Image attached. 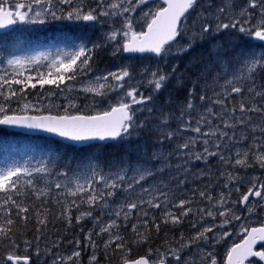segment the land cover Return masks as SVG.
I'll return each mask as SVG.
<instances>
[{
    "label": "snow or ice",
    "instance_id": "obj_1",
    "mask_svg": "<svg viewBox=\"0 0 264 264\" xmlns=\"http://www.w3.org/2000/svg\"><path fill=\"white\" fill-rule=\"evenodd\" d=\"M60 4L71 5L73 0H58ZM149 0H96L95 7L85 8L84 0H79L76 7L67 12L61 9V14L53 10V0H29L23 2L18 0L13 6H6L7 0H0V28L15 24L17 21L26 23H45L46 18L51 16L54 20L85 21L96 22L100 18L111 17L120 18L121 27L113 28L104 35V43L113 44V55L119 53H152L156 57L167 59L174 55H182L192 49L197 38H203L211 33H219L223 30H238L247 40H256L264 44V0H247L246 6L239 10L236 18L229 16V22L220 21L221 15H227L234 7L232 0H225L223 7L216 9L214 19L215 25L211 23H201L199 30L193 32L192 39L187 45H179L177 38L181 34H186L188 28L184 21L188 14L195 10L198 0H163L166 6H160L155 10L148 8L144 11L142 6H146ZM34 6L39 7L40 11H34ZM140 9L141 19L144 21V31H136L134 25V13ZM259 9L258 18L253 23V12L250 10ZM199 19L206 20L207 17L200 14ZM195 27V24L193 25ZM91 43V46H89ZM103 45L100 42H73L70 47L57 49L56 53L40 52L31 56L12 55L5 61H0V65L6 64L13 69L9 74L6 68L0 71V125L24 127L28 129L42 130L64 140L74 142L75 144H84L88 141H115L127 144L133 137H139V134L149 130L150 134H155L154 144L159 148H154L151 156L145 149L142 153L137 151V159L132 162L127 154L119 158H113L107 165L100 163L96 154L85 157L84 160L72 167V160H69L63 167L57 171V166L63 159L61 155L49 153L40 159L35 160L29 157L21 162H13L4 167H0V237L9 239L11 251L0 257V264H32V258L29 255H19L16 249L19 245L14 239H11L13 226L17 217L22 221L30 219L28 213L29 207L18 201L14 197L32 196L36 200H42V204H47L51 197L52 202L60 204L62 210L57 215V219L65 220L68 224L72 223V210L75 208L79 213L75 216L77 222L84 218H93V213L99 210V215L94 217V221L99 225L101 233H109V240L105 242V248L115 244L118 250H126L123 237L118 232L112 230L118 228L117 219L123 217L127 222L133 212H137L138 224L145 231L138 229V224H132V231L137 236L136 243L146 242L151 232L148 228L149 212L144 208L160 209L162 206L165 211L162 213V222L173 225L180 224L185 217L197 212L191 207L193 199H180L178 203H173L169 193L164 189L169 187V183L163 179L157 180L158 175L166 170H171L173 165L170 160L173 156L181 158L186 157L184 164L190 160L207 161L210 157H219V162L224 165L232 164V157H226L221 148H227L226 141H235L242 143L249 137L241 133L240 139L236 140L237 127L249 129L252 133L259 131L264 134V84L257 85L256 78L258 73L264 72V50L256 51L250 49L241 50L230 59L227 58V51L222 45H215L210 51V61L203 65L193 87L188 90V99L185 103L178 106L179 115L175 112H165L163 108L159 109L160 115L153 116L154 96L158 93L176 73L178 65H174L171 73H163L159 69L147 72L142 70L149 77L148 85L153 92L145 96L139 92V87L131 86L133 72L130 66H123L115 71H107L103 75L95 76L93 80L88 81L81 88L84 93H91L93 97H106L110 92L122 91L123 95L118 97L117 102L111 105L110 110L98 112L94 115L70 114L69 108H77L74 99H68V104L64 107L63 115H9L7 105L15 98L21 99L29 87L35 89L37 85L43 88L45 85H54L61 92V84L65 81H73L78 75H84L92 70V60L97 49ZM175 47V51L173 48ZM41 60H48L47 67L50 71L45 75L37 69V76L31 74L25 76L24 69L27 66L39 65ZM54 69V71H51ZM215 70V72H214ZM211 85L207 80L210 73H213ZM11 75V79H9ZM35 79V82L33 80ZM224 83L219 84L220 80ZM204 80V91L198 97L196 89L200 87V81ZM177 83L181 81L178 79ZM19 85V89L13 86ZM127 85V90H125ZM215 86L220 87V91H215ZM69 92L73 91V86L66 85ZM259 89V90H258ZM211 90L209 96L207 92ZM49 96L55 95L49 92ZM235 96H239L237 101ZM67 99V97H65ZM198 99L201 104L197 105L194 101ZM168 103H171L169 100ZM153 105V106H149ZM231 105V106H229ZM133 106L135 110H133ZM218 106V107H217ZM35 107L31 102L24 103L23 109L27 110ZM147 112L145 119L138 120L137 113ZM196 113V116H193ZM251 114H257L259 122H255ZM156 123L153 124L152 120ZM177 122L175 129L171 128V123ZM207 130H203L204 128ZM231 130V133L229 132ZM187 132L195 133V136L184 134ZM175 140L182 142L176 143L172 151H166L165 143H172ZM253 143L247 150L237 149L233 167L251 166L248 164V158L251 157L264 168V135L252 137ZM203 144L202 151H194L197 143ZM214 147L215 151H211ZM139 148V146H138ZM131 151V149H129ZM158 166L153 168L152 164ZM177 170L183 168L185 174L189 169L182 164H176ZM204 175V173H201ZM221 177H225L224 187L229 188L235 182V191L239 192V184L243 178L239 175L229 172L226 169L220 172ZM53 177V179H49ZM175 179V178H173ZM151 180V183L149 181ZM185 181H179L183 184ZM147 185V186H145ZM200 190L199 197L212 203L213 208L219 206L223 211L214 212L211 209L200 208L197 212L199 220L203 221L205 217L215 219L218 214L224 219L219 225L213 224L208 227L201 225L197 229V224L192 223V228L197 229L195 234L185 240L183 233L177 247L168 249L166 252L159 253L157 258L151 264H169L168 257H172L176 264H181V253L190 246H197L201 242L207 244L210 242L209 233L215 228H223L230 225L233 221H240L241 216L237 215L234 208L225 207L231 196L229 192L226 196L221 193L219 197L214 198L209 191ZM61 190L55 196H52L53 190ZM193 192V197L196 196ZM58 197H63V201ZM71 197L72 199H68ZM250 197H257L264 200V183H257L254 179L247 192L243 193L239 201H233V204L240 203L247 206ZM87 205L83 211L81 207ZM176 208V212L171 211ZM15 210V211H14ZM253 208L248 207L249 213ZM107 214L110 219L107 224L102 222V217ZM48 212H37V231H41L48 224ZM43 216V218H41ZM143 219H140V217ZM153 226L159 232L160 224L155 222L152 217ZM241 231L246 233L240 243H234L227 252L226 264H264V243L257 247L258 242H264V226L253 227L250 230L241 224ZM225 231L223 237L229 236ZM39 239V236L37 237ZM89 244L95 249L97 245L91 239V232L86 237ZM26 248L32 247L30 241H24ZM75 244L80 245L76 240ZM48 252L51 249H47ZM207 258V264H217L215 255L205 248H199ZM41 250L37 245L35 254L39 257ZM81 253L73 251L66 257H57L53 264L63 262L66 264L72 261L76 264ZM254 258V259H253ZM96 260L95 255L90 258V264ZM124 264H150L147 257H140L136 260H124ZM183 264H191V258L185 259Z\"/></svg>",
    "mask_w": 264,
    "mask_h": 264
},
{
    "label": "rangeland",
    "instance_id": "obj_2",
    "mask_svg": "<svg viewBox=\"0 0 264 264\" xmlns=\"http://www.w3.org/2000/svg\"><path fill=\"white\" fill-rule=\"evenodd\" d=\"M218 1H222L221 4L213 5L212 10L207 12V14L209 15V18L214 23L217 22L214 19L215 15L217 14L216 13V9L219 8V7H223L224 4H225V0H218ZM17 2H18V0H7V5L8 6H13ZM23 2L27 3V2H29V0H23ZM209 2H210L209 0L208 1H203L202 4H200L201 11L204 8L206 9V11L209 10V9H207V6L209 5ZM232 2H233L234 7L228 12L227 15H221L220 16V19L222 18V19L226 20V22H224V20L221 19L220 21L223 22V23H228L229 22V16H231L232 18H236V16L239 13V10L242 7L246 6V4H247V0H232ZM78 4H79V0H73V3L71 5H72V7H76ZM54 5H56V7H54ZM84 6H85V8L95 7L96 6V0H84ZM154 7H155L154 4H149V3L146 6H142L144 11H147L148 8H154ZM55 8H57V13H58L57 15H60L61 14L60 10L63 9V8L60 7V3L57 0H53V10L54 11H55ZM40 10L41 9L39 7L34 6V11H40ZM140 11L141 10L138 9L137 12L133 14L134 17H135V19H134L135 30H138L140 25L144 22L141 19ZM250 11H252L253 14L256 11L257 15H258L259 9H253V10H250ZM197 19L198 20H197L196 25H199L200 23H198V22H199L200 19H199V17ZM61 20H57V21L60 23V22H62ZM66 21H68V20H66ZM75 22L79 23V21H75ZM89 23L90 22H86L85 25H81V27H83V30H85V34L87 35V38H89V42H100V43H102L103 46L101 48H99V49H102V55L104 57V63H107V66L103 67V68H98L97 64H95L92 67V70L90 71V75L88 76L89 78L84 80L83 82H80V83L68 82V83L61 84L60 88L64 89L63 92H61L59 89H57L54 86L55 90H56V91H54V93H55L54 96L57 98V100L59 99L58 101L60 102V104L62 106H66L68 104V99H74L75 103L77 104V106L80 103H84V104L90 106V111L91 112H100V111H104V110L109 109L111 107V105H114L117 102L118 97L123 95L122 91L110 92L106 97L101 98V97H93V96L89 97L88 94H91V93H84L83 91H81V88L88 81L93 80V78L95 76L103 75L107 71H115L116 69H118L120 67H123V66H130L131 71L133 72V77L134 78L130 82L131 86H133V87L138 86L139 87V92L143 93L145 96L151 95L153 90H152L151 86L148 85V83H147V80L149 79V77H148V75L146 73H142V70L147 69V72L150 73L151 71L159 69L163 73H171L173 66L177 65L176 62H177L178 55H174L175 64L174 63H170L168 65H161L158 62V58L151 57V56L142 57V58H133V57H130V56H126L123 53H119L117 55H113L112 54V52H113V44L112 43H104V35L107 32L111 31L114 27L115 28L121 27V23H122L121 19L120 18H111V17H108V18L102 17V18H100L99 21L93 22V24L90 23V25L87 26V24H89ZM38 24H42V23L21 22L19 24V27H18L19 29L18 30H21V29L29 30V26L38 25ZM192 24H193L192 22L189 23V22L186 21V27L188 28V32H191V30L194 29V26ZM187 33H186V35H184L185 39H186ZM27 38H29V36H27ZM50 38L51 37H48L47 39L49 40ZM63 38H66V37H63ZM3 39H1V37H0V41L3 40ZM62 42H64L63 43L64 45L55 47L54 52H53V51H50V49H48L44 45H41V48H38L37 47V43L34 42L32 40V38L29 39V40H24L20 35H17L16 32H15L9 39H7L5 41V45L2 48H0V61H5L6 58H8V57H10L12 55H16V56H31V55H35V54L40 53V52L53 53L54 54V53H56L57 49L68 48V47L71 46V44L73 42L79 43L80 41L76 40V39H72L70 41V39L67 38V40H64ZM89 46H91V43H89ZM262 50H264V46L263 47L259 46V48L256 51L259 52V51H262ZM233 52H235V53H233L234 56H235L236 53H237V50L234 49ZM99 59L100 58L98 57V61H99ZM187 61L188 60L186 59L184 62H187ZM48 64H49L48 60H41V62H40V64L38 66L37 65H31V66H27L25 69H27L28 67H32V69H34L32 75L34 73L37 74V69H38L39 72H43L45 75H47V73L50 71V69L47 67ZM4 68L7 69L9 74H11L12 71H13V69L11 67H8L6 64L0 65V71H2ZM25 69L23 70L24 72H25ZM195 70H202V69H195ZM51 71H54V69H51ZM200 72L201 71H198L197 73H200ZM214 72H215V70H214ZM214 72L210 73V77H209L210 78V85L212 83L211 77H212V75H214ZM188 74L189 75L187 77H185L186 76L185 71H181V70L179 71L178 67H177L176 73L170 77V79L166 82L165 86L158 93H156L155 96H154L153 116H159L160 115V112H159L160 108H163V110L165 112H167L164 109V107L156 104V101H155V97L156 96L161 94V96H163L164 98H169V97L177 98L178 95H177L176 91H177V88L182 87V79L187 81V86H188L187 90H189L190 88L193 87V84L195 82V78L198 77L199 74H196L195 78H193V76L191 75V71L188 72ZM261 75H263V76H261ZM259 76L264 77V72H262V74H261V72L258 73L257 77H259ZM8 78L11 79L12 78L11 75H9ZM178 79L181 81L180 84L177 83ZM33 82H35V79L33 80ZM223 83H224V81L221 79L219 81V84L222 85ZM263 84H264V81H263ZM66 85L73 86V91L69 92L67 90V88H66ZM259 85H261V84H259ZM45 87H49V85H45ZM198 88H199V90L196 92V96L197 97L200 94H202V92L204 91V87L203 86H200ZM32 89L33 88H31V90ZM125 90H127V85H126ZM214 90L215 91H220L221 89H220L219 86H215ZM78 92H80V93H78ZM48 93L49 92H46L45 94L41 95V97L38 98V99H22V100L13 99L7 105V107L9 109L12 108V107L13 108H17L18 111H22V113H26V114H28V113L32 114V113L37 112V111L45 110L52 103L51 96H49ZM187 93H188V91H187ZM207 93H208L209 96H211L212 91L209 90ZM76 96H80L83 99L81 100L80 98H76ZM181 96H183V98H185V100H186V96H185L184 92H181ZM65 97H67V99ZM0 100H2V98H0ZM28 102H31L33 105H35V107H30L29 109L24 110L23 109V104L24 103H28ZM185 102L180 100L179 97L177 98V100L174 101V105H175V111L174 112L176 113V115H179V112L177 110L178 106L180 104L185 103ZM196 104L199 105V104H201V102L197 99V103ZM149 106H153V105H149ZM135 107L136 106H133V110H135ZM8 113H11V112H8ZM139 114H141V113H137V115H139ZM144 114L146 115L145 117L148 116L147 112H144ZM193 116H195L194 113H193ZM152 123L155 124L156 120L153 119ZM176 127H177V122H172L171 123V128L175 129ZM238 128L239 127H237V129ZM203 130H207V128L205 127ZM235 131L237 133V136L240 137V134L237 132V130H235ZM229 132L231 133V130H229ZM184 135L185 136H188V135L195 136L196 134L195 133H191V132H187ZM180 142H182V141L181 140H175L172 143H165L164 148L168 147V148H165V150L166 151H172L175 148V144L176 143H180ZM226 143L228 144V147L227 148L222 147L221 148V152L224 155L227 156L229 154V151L232 150L233 146L231 145L232 143H229V141H226ZM235 146L236 145H234V147ZM203 147H204L203 144L198 142L193 150L199 152V151H202ZM156 148H159L158 144H157ZM210 150L211 151H215V148L214 147H210ZM30 157L33 159V163L35 162V160L40 159V158H38L36 156H30ZM28 158L29 157L24 156V157H18V158H14V159H9V160L5 161V164L3 165V167L6 166L7 164H10V163H13V162H21L22 163L24 160H26ZM184 158H186V157H184ZM210 158L219 159V157H210ZM180 159H182V158L178 157V156H173L171 158V160H170V163L172 164L174 161L177 162ZM193 160H195V159H193ZM195 161L198 162L197 160H195ZM182 165H184V163H182ZM157 166H158L157 163H153L152 164L153 168H155ZM184 167H186V165H184ZM171 170H173V171L175 170V173L178 174L179 176L184 174L183 168L177 170L175 168V166H173ZM105 171H107V170L105 169ZM162 178H163V176H162ZM156 179L159 180L160 179V175H158L156 177ZM149 183H151V180L149 181ZM145 186H147V185H145ZM173 188H176V186L173 187ZM168 190L169 189L167 188V192H168ZM201 200L203 201V199H201ZM193 208L196 209L197 212H198V210L200 208L211 209L214 212H216V210H214L213 208L209 207L207 200H204L203 203H201L200 205L193 206ZM144 210L148 211L149 215H150L152 211H155V208L149 209V208L145 207ZM138 211L139 210H136V212H135L136 215H137ZM197 212H194L193 214H191V216H194V218H195L194 220H192L191 216L187 217V223H186L187 227L191 228L190 236L188 238L192 237L195 234L196 230L201 227V225H203L204 227L211 226L210 223L213 222L216 219V216H215V219H213L211 217H205V219L203 221H200L199 220V215H197ZM99 214H100L99 210H97V211H95L93 213V218H87L86 217V218L83 219V222L81 224H76L75 225V229H78V226L81 227V228H79L80 230L78 231L79 233H81V236H78L76 239H74L69 247L58 246L57 245L58 241H53L52 242L50 239L42 238L43 236L41 234H37L33 240H30V242H32L31 243L32 247H30L31 250L28 249V251H27V248L25 247L24 241L20 245V250L25 249L23 251L24 253L22 252L23 255H30L31 254L30 256H34V259L36 261H40V260H42L43 256L37 257L36 254L34 253L35 252V248L38 245L40 250H41L40 254H44V253H47V254L49 253L50 254V256H51L50 257V264H53V261L56 260L57 257H61V256L66 257V256L71 255V253L73 251H77L78 250V251H80L81 255H80L78 261H76V264H90V258L94 255L95 249L97 247L94 249L89 244V242L87 241L86 237L89 235V233L91 232V234H92L91 239H92V241L95 242V244L96 243L98 244V242H100V240L103 241L104 243L109 240V233H101L100 235L97 236V233L100 232V227L94 221V217L99 215ZM140 218H142V216ZM110 219H117V218L114 217V216L113 217H109L107 214H105L102 217V222L104 224H107ZM119 219H123V217L118 218L117 221ZM207 219L210 221V223H208ZM193 222L198 224L197 225V229L192 228V223ZM217 229H220V228H217ZM112 231L114 232V229ZM191 231H192V234H191ZM218 232H219V230H217L215 233H218ZM38 236H39V239H37ZM100 237H102V238H100ZM188 238H185V240H187ZM76 240L80 241V245L79 246H77L75 244ZM43 241H45V242H43ZM45 246H46V248H45ZM177 246H178V243L176 245H174V246H168L165 249L160 250L159 252H166L168 249L173 248V247H177ZM52 247H53V249H52ZM209 247H210V242L207 243V244L201 242L199 247L193 245V246H190L189 248L184 249L183 252L181 253V255H184V257H188V255L203 256V253H201L199 251V248H205L206 250H208ZM32 248H34V249H32ZM44 249H46V250H44ZM47 249H51V251L48 252ZM61 249H63V250H61ZM83 254H85L86 259H84L82 261L81 259H82ZM85 260H87V261H85ZM58 264H63V262H59L58 261ZM66 264H73V262L72 261H68V262H66Z\"/></svg>",
    "mask_w": 264,
    "mask_h": 264
},
{
    "label": "flooded vegetation",
    "instance_id": "obj_3",
    "mask_svg": "<svg viewBox=\"0 0 264 264\" xmlns=\"http://www.w3.org/2000/svg\"><path fill=\"white\" fill-rule=\"evenodd\" d=\"M203 1H208V0H198V3L196 5L195 10L191 11L190 14H188L186 21L189 23L192 22L193 23L192 25L195 24V27H194V29L191 30V32L187 33L186 39L184 38V35H186V34H181L177 38V42L179 45H187L189 43V40L192 39L193 32H196L199 30L201 23H211V24L215 25V23L213 21H211V19L209 18V15L207 14V12L212 10L213 5L221 4L222 1L209 0L210 2H209V5L207 6V9H209V10L206 11V9L204 8L201 11L200 4H202ZM149 4L155 5L154 8H151L153 10H155L156 8H158L160 6H164V4L161 0H149ZM64 5H65V7L63 8L64 12H67L68 10L73 8L72 5H67V4H64ZM54 7H56V5H54ZM55 11L57 12V8H55ZM201 13H203V15L205 17H207V19L206 20L200 19L198 22L200 24L196 25L197 20H198L197 18L200 16ZM257 18H258V15H257V12L255 11L253 14V23H255ZM222 20H224V19H222ZM61 21L62 22L59 23L57 20L52 19L51 16H48L46 18L45 23L29 26L30 36H31L32 40L37 43L38 48L41 45H45L46 47H48V49H50V51L54 52L55 47L64 45L63 44L64 42H62V41L67 40V38L70 39V41L72 39H76V40H79L80 42L81 41L89 42V38H87V35L85 34V30H83V27H81V25H85V23H86L85 21H79V23H77L75 21H69V20L66 21L63 19ZM186 21H184L185 25H186ZM224 22H226V20H224ZM90 23L93 24V22H90ZM90 23L87 24V26H89ZM19 24L20 23L16 22L13 29H11L7 32H4V33H0L1 39L4 38L3 40L0 41V48H2L5 45V41L7 39H9L15 32L17 35H20L21 30H18ZM144 29H145V26H144V22H143L140 25L139 29L136 31H144ZM58 34H62V35L60 36ZM217 36L220 38L221 41H222V39H224L225 44L228 43L226 45H228L230 47L236 46L235 48L237 49V53L240 52L241 50L247 51V50H250L253 48L258 49L259 46H261V47L264 46V44H262L259 41L245 39L242 36V34H240L238 32V30L228 29V30H223L219 33H216V32L212 33L211 32V33L207 34L203 38V40L197 38L194 46L192 47V49L190 51H188L182 55H178L177 62H176V64L178 65V70L179 71L180 70L181 71H186V70L191 71V75L193 76V78H195L196 74H200L197 72L201 71V70H195V69H202L203 65L207 64L210 61L211 56H210L209 51H211L213 49L212 48V44H213L212 43V37H217ZM48 37H51V38L49 40H46ZM63 37H66V38H63ZM242 46H244V47H242ZM239 49H240V51H239ZM173 51H175V47L173 48ZM147 56L156 57L152 53H148L145 55H134V56H130V57L142 58V57H147ZM156 58H158V62L161 65H168L170 63L175 64L174 56L169 57L166 60L159 58V57H156ZM227 58H229V57H227ZM186 59L188 61L184 62ZM97 63H98V52L96 50V52L93 56V60L91 62L92 67ZM209 77H210V74H209ZM209 77L207 80L208 84H210V78ZM196 79H197V77L195 78V80ZM256 83L259 85L258 82H256ZM204 84H205V81L201 80L200 86L204 87ZM187 89H188L187 81L182 79V87L177 88V91H176L177 95L179 96V99L181 97L180 100H185V98H183V96H180L181 92H184L185 96H186V100L188 99V93H187L188 90ZM198 90H199V88L196 90V92ZM235 97L240 99L239 96H235ZM174 99L177 100V98H175V97H174ZM194 103H197V99L194 101ZM229 106H231V105H229ZM194 115L196 116V113H194ZM251 115L253 116L254 121L258 123L259 117L257 116V114H251ZM236 130L240 134V136H241V133H244L245 135H247L249 137V139L247 141L242 142V143H236L235 141H229V143H232L231 145L233 146L232 150L229 151V153L233 154L231 156H235L234 154L238 148L241 150H247L249 148V146L253 143V140H252L253 135L256 137H260L261 135H264V134L260 133L259 131L252 133L249 129L244 128V127H239ZM147 139H148L147 136H145L144 140L146 143H144V147L147 150L148 155L151 156V153H152L154 147L156 148L157 144H154L152 149L149 150L148 145H147L148 144ZM239 139H240V137L236 136V140H239ZM234 145H236V146L234 147ZM165 148H168V147H165ZM185 159H187V158H182L177 162L174 161L172 163V165L175 166L176 164H182V163H184ZM234 159L235 158L232 159V164H234ZM232 164H228V165L221 164L219 162V159H216V158L215 159L208 158L207 161L201 160L198 162H196L195 160L192 159L187 164H184L189 169L187 174L184 173V174L179 176L178 174L175 173V170L174 171L173 170H166L163 174L160 175V179H163L165 182L169 183L168 193H169V196H170L172 202H174V199H177L178 201L180 199H193L194 203L191 205V207L197 206V205H200L201 203H203V201L205 199L199 197L198 192L200 190H205L206 186H210V187H207V191H209L214 198L219 197V195L221 193H224L226 196L228 195L229 192L231 193V196L228 199V203L225 205V207L234 208L236 214L241 216V220L240 221H233L230 225H225L223 228H220V229L215 228L212 233H209L208 236H209V240H210V247L207 251H211L215 255L216 260H217V264H226L227 252H228L229 248L234 243H240L242 241V239L244 238V236L246 235V233L241 231V224H243L244 227L248 228L249 230L253 227L264 226V200H261L260 198H257V197H250V201L248 202L247 206L242 205L240 203H236V204L232 203L233 201H239L240 200L241 195L243 193L247 192L248 187L251 186V183L253 182L254 179L256 180V182L258 184L264 183V168H261L259 163L256 162L251 157V155L248 158V164L251 166L245 167V166L236 165L235 167H233ZM225 169L227 171L233 172L234 174L239 175L240 177L243 178V182L239 184V189H240L239 192L234 190L235 189V182L229 188L224 187V183H225L226 178L221 177L220 172L225 170ZM201 173H204V175H200ZM162 176H163V178H162ZM218 176H219V178H218ZM173 178H175V179H173ZM181 180H183L185 182L183 184H179V181H181ZM175 186H176V188H173ZM164 190L167 192V188ZM193 192L197 193L195 197H193ZM201 199H203V201ZM208 205H209V207L213 208L212 203H210L209 201H208ZM248 207H251L254 209L252 213H249L247 211ZM213 209L216 210L217 213L219 211L224 210L223 208H219V206H217ZM190 216L191 215H189V217ZM191 217H192V220L195 219L194 216H191ZM223 219H224L223 217H220L217 214L216 219L213 222L210 223V221L208 219H207V221H208V223H210V225H213V224L219 225ZM185 229L188 230V235L185 236L184 238H188L190 236L191 228L186 227ZM217 230H219V232L215 233ZM225 231L229 232L230 235L227 237H223L222 233ZM191 233H192V231H191ZM261 243H264V242H258L257 247H259ZM157 250L160 251L163 249H156L153 252H150L148 254L143 255L149 259L150 264L152 261H154L157 258V256H158ZM23 251L24 250H20V247H19L17 252L19 255L23 256V254H22ZM40 256H43L42 260H40V261H36L33 256H30L32 258V264H50V257H51L50 254L44 253V254H40ZM0 257H2V256H0ZM95 257H96V259H98L97 256H95ZM134 258H136V257H134ZM134 258H129L127 260H131ZM188 258H191V264H207V258L204 257V255L203 256L188 255V257H184V255H181V264H183V261L185 259H188ZM168 261H169V264H176V261L173 260L172 257H168ZM94 262L95 261H93L92 264H94ZM123 262H121V263H123ZM108 264H113V261H109Z\"/></svg>",
    "mask_w": 264,
    "mask_h": 264
},
{
    "label": "trees",
    "instance_id": "obj_4",
    "mask_svg": "<svg viewBox=\"0 0 264 264\" xmlns=\"http://www.w3.org/2000/svg\"><path fill=\"white\" fill-rule=\"evenodd\" d=\"M58 1V0H57ZM61 8H64V4H60ZM28 31L23 29L21 31V37L24 40H29L27 38ZM212 48H214L215 45H222L223 47H226L227 51V45H224V39L222 41L220 38L213 37L212 38ZM224 43V44H223ZM98 57L100 58L97 66L98 68H103L107 66V63H104V57L102 55V49H97ZM230 53V51H227V53ZM100 53V54H99ZM229 55V54H228ZM34 69L32 67H28L25 69L24 75L27 76L29 74L32 75ZM190 72L189 70H186V76L187 77ZM90 75V71L86 72L84 75H78L77 78L73 81H65V83L73 82V83H80L84 79H86ZM33 77H36L37 74H33ZM15 89H19V85L13 86ZM55 87L54 85H49V87H43L41 88L39 85L35 89L31 90V87L26 89V93L23 96V98L19 99H38L41 97V95L45 94L46 92H54ZM80 93V92H78ZM89 97L93 96L92 94H88ZM76 98H81L80 96H76ZM236 100H239L237 97H235ZM15 99V98H14ZM52 103L49 105L45 110L37 111L34 113H53V114H64V107L60 104V102L57 100V98L52 95L51 96ZM171 101V103H168V101ZM156 104L164 107V109L167 112H174L175 111V105H174V97L164 98L159 94L155 97ZM185 102V100H182ZM8 112L11 113H22V111H18L17 108H10ZM69 113H82V114H90V106L80 103L78 104L77 108H69ZM145 114H139L137 115L138 120L145 119ZM145 136H147V142H148V149H152L154 143L153 141L156 139L155 134H150L149 130H145L139 134V137H133L130 141H128L127 144L125 143H118V142H108V143H91L84 146H75L73 144H67L63 143L56 138L48 137L44 135H31V134H22L18 132H14L12 130H9L4 127H0V167H3L5 164V161L9 159H14L18 157H30V156H36L38 158H41L43 156L48 155L49 153H56L58 155H61L63 159L60 161V164L57 166V171L60 170L61 167H63L64 164H66L69 160H72V167L75 168L77 163L84 160L85 157H88L92 154H96V157L100 161V163L104 166V169L108 170L107 165L110 161L113 160V158H119L121 156H124L125 154L128 155L130 160L132 162H135L137 159V151L141 152L145 149L144 143L145 142ZM139 146V148H138ZM131 149V151H129ZM227 157L235 158V156L227 155ZM217 165V164H216ZM49 179H53V177H49ZM59 191L61 190H53L52 196H55ZM18 201H23L25 205H27L30 209L28 216L30 219L27 221H22L17 217H13L15 219V225L13 226V231L11 233V239H14L16 243L19 245L22 244L23 241H30L35 238L37 234H41L45 239H50L53 241H58V246H66L69 247L74 239H76L78 236H81V233L78 231L80 230L78 226V229H75L76 224H81L83 220L77 222L75 220V216L78 215V212L74 208L72 210V223L68 224L65 220L57 219V215L62 210V207L60 204H56L55 202H52L51 197H48L47 199L50 201L47 204H42V200H36L32 196H20V197H14ZM63 201V197H58ZM68 199H72L71 197H68ZM173 203H178L177 199H174ZM87 205H84L81 207V211L86 208ZM45 210L48 212V224L47 227L44 228L41 226V231H37V212L44 213ZM173 212L178 213V210L176 208L170 209ZM15 211V210H14ZM165 211L164 207H161L160 209H155V211H152L151 214L147 217L149 219V225L148 228L151 232V235L149 239L146 242L142 243H136L137 236L132 231V224H138V218L135 214L136 211L133 212L132 216L129 218L127 222L124 221V219H119L117 221V224L119 225L118 228H114V233H117L123 237V242L125 243V249L126 250H118L115 248V244L110 245L109 247L105 248V243L100 240L97 244V248L95 249L94 255L98 257V259L95 260L94 264H108L109 261H113V264H120L125 259L134 258L140 255H145L150 252L155 251L156 249H164L168 246H174L176 245L181 237V234L183 233V236L188 235V230L185 229L187 227V217L183 219V221L180 224L173 225L171 223H163L162 222V213ZM3 213L0 212V216H2ZM152 217H155V222L160 224L159 232L156 231L155 227L153 226ZM43 218V216H41ZM140 219H143L140 218ZM139 231L143 232L145 229L143 227H140L138 224ZM76 232V233H75ZM75 233V234H74ZM74 234V235H73ZM10 241L7 238L0 237V256L6 255L9 251H11ZM18 247V248H19ZM18 248L16 251H18ZM18 253V252H17ZM86 259L85 254L82 256V260ZM87 261V260H85Z\"/></svg>",
    "mask_w": 264,
    "mask_h": 264
},
{
    "label": "water",
    "instance_id": "obj_5",
    "mask_svg": "<svg viewBox=\"0 0 264 264\" xmlns=\"http://www.w3.org/2000/svg\"><path fill=\"white\" fill-rule=\"evenodd\" d=\"M163 2V0H161ZM164 4V3H163ZM164 6H166L164 4ZM15 24H12V25H8L7 27H4V28H0V32H5L7 30H10ZM146 30V29H144ZM125 55L127 56H131V55H143V54H147V53H124ZM107 110H110L107 109ZM103 112V111H102ZM15 115H30V116H38V115H63V114H52V113H41V114H16V113H13ZM13 114H9V115H13ZM94 114H97V113H93V114H84V115H94ZM0 127H4V128H7L9 130H12L14 132H18V133H22V134H31V135H44V136H48V137H53V138H56L57 140L63 142V143H67V144H73L75 146H84V145H88V144H91V143H107V142H114V141H99V140H95V141H88V142H84V144H75L74 142H71V141H67V140H64L63 138L61 137H58L54 134H51V133H48V132H45V131H42V130H37V129H28V128H24V127H16V126H6V125H0ZM140 257H145V256H138L134 259H131L129 261H132V260H136ZM124 264V263H122Z\"/></svg>",
    "mask_w": 264,
    "mask_h": 264
},
{
    "label": "bare ground",
    "instance_id": "obj_6",
    "mask_svg": "<svg viewBox=\"0 0 264 264\" xmlns=\"http://www.w3.org/2000/svg\"><path fill=\"white\" fill-rule=\"evenodd\" d=\"M213 33V32H212ZM230 36V35H229ZM213 38V37H212ZM231 41V40H230ZM224 44V43H223ZM226 44H228V43H226ZM226 44H224V45H226ZM230 44V43H229ZM236 45V44H235ZM236 47V46H235ZM234 46L233 47H230V46H228L227 45V51H230V53L228 52L227 53V57H229V58H231V57H233L234 56V54L233 53H235V52H233V50L235 49V50H237L236 48H235ZM242 47H244V46H242ZM224 48H226V47H223V49ZM240 48V47H239ZM253 49H255V48H253ZM224 50H226V49H224ZM247 50V49H246ZM255 50H257V49H255ZM209 51V50H208ZM239 51H240V49H239ZM210 52V51H209ZM229 54V55H228ZM207 60V59H206ZM261 74H262V72H261ZM258 76V75H257ZM261 76H263V75H261ZM261 76H259V77H257L256 78V82H258L259 84H263V81H264V77H261ZM196 81V80H195ZM258 85V84H257ZM174 95V94H173ZM181 96V95H180ZM184 96V95H183ZM177 97V96H176ZM179 97V96H178ZM177 97V98H178ZM180 99H181V97H180ZM228 155H233V154H231V153H229ZM218 174V173H217ZM216 174V175H217ZM201 175V174H200ZM208 176V175H207ZM217 177V176H216ZM218 178H219V176H218ZM206 180V179H205ZM187 181V180H186ZM190 181V180H189ZM218 181V180H217ZM222 181V180H221ZM224 181V180H223ZM223 183V182H222ZM194 223V222H193ZM95 233V232H94ZM192 234V233H191ZM91 236H92V234H91ZM98 236V235H97ZM85 237V236H84ZM96 237V236H95ZM98 238V237H97ZM96 238V239H97ZM100 238H102V237H100ZM99 240V239H98ZM35 241V240H34ZM43 242H45V241H43ZM32 243V242H31ZM47 243V242H46ZM45 243V244H46ZM55 243V242H54ZM59 243V242H58ZM44 244V245H45ZM57 244V243H56ZM97 244V243H96ZM32 245V244H31ZM43 245V246H44ZM49 245V244H48ZM58 245V244H57ZM56 245V246H57ZM74 246V245H73ZM26 247V246H25ZM58 247V246H57ZM56 247V248H57ZM45 248H46V246H45ZM55 248V247H54ZM71 248V247H70ZM69 248V249H70ZM28 249H30V248H27V251H28ZM32 249H34V248H32ZM52 249H53V247H52ZM64 249V248H63ZM63 249H61V250H63ZM23 250H25V249H23ZM31 250V249H30ZM43 250V249H42ZM44 250H46V249H44ZM55 251V250H54ZM31 252V251H30ZM24 253V252H23ZM35 253V252H34ZM88 253V252H87ZM27 254V253H26ZM49 254V253H48ZM90 254V253H89ZM31 255V254H30ZM93 255V254H92ZM40 256V255H39ZM34 257V256H33ZM47 257V256H46ZM88 259V258H87ZM82 260V259H81ZM83 261V260H82Z\"/></svg>",
    "mask_w": 264,
    "mask_h": 264
}]
</instances>
